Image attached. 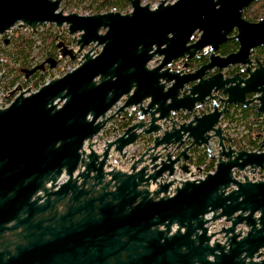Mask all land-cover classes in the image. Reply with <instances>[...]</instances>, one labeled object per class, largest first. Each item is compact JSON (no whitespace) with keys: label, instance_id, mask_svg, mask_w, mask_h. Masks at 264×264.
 <instances>
[{"label":"water","instance_id":"water-1","mask_svg":"<svg viewBox=\"0 0 264 264\" xmlns=\"http://www.w3.org/2000/svg\"><path fill=\"white\" fill-rule=\"evenodd\" d=\"M126 1V14L81 16L63 14L64 0H0V38L53 26L74 37L76 51L56 49L77 63L35 92L16 86L0 109V264H264V181L244 175L264 171V67L251 62L264 20L242 16L260 0ZM233 33L237 51L219 55ZM179 60L201 65L166 68ZM250 105L260 146L233 149L221 119ZM192 150L213 173L179 180ZM220 219L224 243H211Z\"/></svg>","mask_w":264,"mask_h":264},{"label":"trees","instance_id":"trees-1","mask_svg":"<svg viewBox=\"0 0 264 264\" xmlns=\"http://www.w3.org/2000/svg\"><path fill=\"white\" fill-rule=\"evenodd\" d=\"M85 2H88V4L86 7H84V10L90 11L92 15L110 12L112 10L122 13L126 8L129 7V4L126 0H64L63 6L76 7L82 5ZM242 16L244 20L251 23L259 22L260 20H263L264 0H260L258 2L252 3L243 12ZM38 36L41 37L42 40V44L38 48L39 53L43 52L49 55L52 54L55 45L56 34L51 30L50 27H48L42 33L38 34ZM5 41L7 40L2 39V43H4ZM9 44H12L14 48L13 51L8 54L10 56V59L14 61V63H19L23 70H28L30 68L28 66V62H29L28 59L33 51V48H35V44H36V42L32 38V35L30 33H28L27 35H22L19 32H17V36H15V38H11L9 40ZM236 49H238L237 43L230 40L221 47L218 54L221 56H227L229 54H232L230 52L235 51ZM10 59L7 60V62L5 63V65H3V67H5L9 73H12L14 71V68L9 65ZM45 77H46V72L40 73L36 77L32 78L34 88H38L39 86L44 84ZM14 82L15 80H11L9 82L8 87L14 88L15 87ZM28 83L29 81H25L21 84L23 85V88H26L28 86ZM234 115H238V113L234 112V114L232 113L228 115L227 120H229V122H233L235 118ZM239 122L241 123L240 120H238V124ZM248 132L249 133H247V135H244V137H242L243 135L241 136L239 142L236 143L237 145L236 147L239 150L255 151L259 148L258 141L254 138L253 132L250 129ZM193 164L196 167L203 168V171L205 172H209L213 170V164L208 163L205 154L198 156L197 159L193 162Z\"/></svg>","mask_w":264,"mask_h":264},{"label":"flooded vegetation","instance_id":"flooded-vegetation-1","mask_svg":"<svg viewBox=\"0 0 264 264\" xmlns=\"http://www.w3.org/2000/svg\"><path fill=\"white\" fill-rule=\"evenodd\" d=\"M260 21H262V20H260ZM252 23H256V22H252ZM234 35H235L234 33L231 34L228 41H230V40L234 41L233 40ZM59 41L62 42L65 46H67L69 49H72V50L76 51V46L74 44V37L69 36L66 31H63L61 34L56 32L55 45H54L52 54H50V55L49 54H45L44 55L45 56L44 60L41 63L30 67L28 70L20 69V74H23L25 76L24 79L26 81L36 77L40 73H44V72H46L48 70H55L63 63H69V64H72V65L75 63V66H76V64H77L76 62H74V63L71 62L69 60V58L63 59L58 54V50L56 49V44ZM3 44H4V46H8L9 45L8 41H5ZM86 49L88 51L93 49V53H95V54H97L99 52V49L98 48H94V45H91V46H89ZM236 51H237V49L235 51L230 52V53H233V52H236ZM82 55L83 54L77 56V61L82 58ZM255 59L259 60L261 62V64H262V66L264 67V47H260V48H257V49L252 51L251 62H254ZM184 65H185V62H184ZM198 65H201L200 61H196V60L189 61L188 62V67L185 68V71L188 70V72H190L193 69H195ZM240 72H241V70L239 68H232V69H229L227 71V74L229 75L230 73L235 74V73H240ZM241 77L245 78V75L241 74ZM2 81H3V78L0 79V85H1ZM18 85H20V84H18ZM252 98H254V97H252V96L249 97V99H252ZM255 109H256V107H252V105H250L247 108H238V109L230 108L229 109V113L224 115L223 118L221 119V121L229 122V120H227L228 115H230L232 113L234 114V112H237L238 115H234L235 116L234 121L230 122L231 126L234 127V128H237V125H242V128L245 131L244 135H247V133H249L248 131L250 129L253 132L254 138L258 141V145L260 146V137H261V134H262L263 123H262V117L255 112ZM238 120H240L241 123L238 124L237 123ZM234 131H235L234 136L227 135V137L232 139V145H231L232 148L236 149V150H239L236 147L237 146L236 143L241 139V136L237 132V130H234ZM244 135L242 137H244ZM146 142H147L146 139H141L134 146V147H137V148L143 147L142 151L139 154H141L142 152H144L146 150V148H147L146 147L147 146ZM203 153L204 152L202 150H192L189 153L190 158H191V162L189 163V165L192 164L197 159V157L202 155ZM257 173L264 174V171L258 170L255 174H257Z\"/></svg>","mask_w":264,"mask_h":264},{"label":"rangeland","instance_id":"rangeland-1","mask_svg":"<svg viewBox=\"0 0 264 264\" xmlns=\"http://www.w3.org/2000/svg\"><path fill=\"white\" fill-rule=\"evenodd\" d=\"M160 1L161 0H143L142 5H149L150 8H154V7H156L159 4ZM167 1L169 3H173L176 0H167ZM63 4H64V2H63ZM63 4L61 5V8L63 9V11L66 14H70L72 12H76L77 14H79L81 16H85L86 14L92 15L90 11L84 10V7L87 6L88 2H85L82 5L76 6V7H73V6L64 7ZM126 12L127 13L130 12V7L129 8H126L122 12V14H125ZM48 27H50L51 30L56 34L57 31H56V29L53 26L44 25V26H42L39 29V31L37 32L36 35H32L31 32H30V30L27 29V28L26 29H13L11 32H9L8 34H6L3 38H0V67H1V70H0V79L3 78V81H2V83L0 85V102L4 103L3 101L5 100L6 94L13 89V88L8 87L9 86V82L11 80H15V82H14L15 83V87L17 86V84H20L23 87V85L21 83H23V82L26 81L24 79L25 78L24 75L23 74H20V69H22L21 66H20V64L19 63H14V61H12L10 59V56L8 55L9 53H11L13 51V49H14L13 48V45L12 44H9L8 46H4V44L2 43V39H6L8 41V43H9V40L11 38H15V36H17V32H19L22 35H27L28 33H30L32 35V38L36 42L35 48H33V51H32V53H31V55H30V57L28 59V61H29L28 62V66L29 67H32V66H34L36 64L41 63L44 60L45 53H43V52H40L39 53V50H38V48L42 44L41 37H39L38 34L42 33ZM87 51L88 50L86 49L84 52H87ZM8 59H10L9 60V65L14 68V71L12 73H9L7 71V69L5 67H3V65H5V63L7 62ZM73 67H75V63L73 65L72 64H69V63H63V64H61L55 70H48V71H46V77H45L44 83L47 82V81H50L54 77H61V76H63L66 72H68ZM27 81H29L28 86L26 88H23V90L29 89L31 91H35L36 89H38L40 87L39 86L38 88H34L32 79H29ZM237 123H238V121H237ZM236 130L238 131V133L240 134V136L244 135V133H245L244 129L242 128V125H237V129ZM142 149H143V147H141V148L131 147L129 149V153L131 155H133V154L135 155V154L140 153L142 151ZM114 158H116V157H112V161L113 162H114ZM120 161L121 160H119L117 163H120ZM121 165L123 167H125L126 166V163L121 162ZM198 173H204V171H201V172L198 171ZM181 175H182L181 173L177 174L176 175V178L179 179L181 177ZM245 175L250 179V176L249 175H247V174H245ZM263 256H264V253H263Z\"/></svg>","mask_w":264,"mask_h":264},{"label":"built area","instance_id":"built-area-1","mask_svg":"<svg viewBox=\"0 0 264 264\" xmlns=\"http://www.w3.org/2000/svg\"><path fill=\"white\" fill-rule=\"evenodd\" d=\"M63 4V3H62ZM155 8V7H154ZM154 8H151V9H154ZM60 9H62L61 7H60ZM63 10V9H62ZM111 12H115V10H112ZM72 13H76V12H72ZM63 14H65V15H67L64 11H63ZM86 15H88V14H86ZM159 59L157 58V59H155L153 62H151L150 64H149V67L150 68H154V67H156V66H158L159 65V61H158ZM74 68V67H73ZM73 68H71V69H73ZM166 68H168V69H170L171 71H174V72H181V71H185V68H184V62L182 61V60H179V61H177V62H175V63H172V64H169V65H167L166 66ZM70 69V70H71ZM186 72H188V70H186ZM49 81H47V82H45L43 85H45L46 83H48ZM42 85V86H43ZM37 90V89H36ZM35 90V91H36ZM35 91H32V92H35ZM10 92V91H9ZM8 92V93H9ZM8 93L6 94V96L8 95ZM6 98V97H5ZM4 103H2V102H0V109H4V108H6V107H8L9 106V104L12 102V99H9V101L8 100H4L3 101ZM119 106H121V103H119L116 107H114L113 109H112V111L109 113V114H112L113 112H115V110L119 107ZM220 126H221V128H222V130H223V132H224V134L227 136V135H229V136H234V134H235V131L234 130H236L237 128H234V127H232L231 126V124H230V122H223V121H221V123H220ZM238 132V131H237ZM236 136V135H235ZM102 145H103V142L102 141H100L99 142V145H98V147L97 148H95V151L97 152V153H100L101 152V148H102ZM134 155V154H133ZM140 154L138 153V154H135L134 156H136V157H138ZM117 156V155H116ZM127 156L128 157H130V156H132L130 153H129V149H127ZM111 163H112V165L115 167V168H117V169H119V170H121V171H124V172H126V171H128L129 170V167H130V162H126V161H120V163H113V161H112V158H111V161H110ZM121 162H124V163H126V166L125 167H123L122 165H121ZM189 174H186V175H184V174H182L181 175V177L179 178V180H184V179H188V180H198V179H203L204 177H205V174L206 173H213V170L212 171H209V172H205L204 171V173H198V170H197V167L192 163V164H190L189 165ZM245 174H247V175H249L250 176V180L251 181H253V182H257V181H264V174H261V173H257V174H250V173H244V175ZM234 176L237 178V179H239V180H242V174H235L234 173ZM211 218V215H208L207 217H206V219L207 220H209ZM207 229H208V235H214V237H213V239H212V241H211V243H213L214 241H217V242H219V243H224V236L223 235H221L220 234V232H221V230L223 229V228H227V227H229V224H227V223H225V220L224 219H220V220H218V221H216V222H214V223H209L207 226ZM236 232H240L243 236L246 234V232H247V228L245 227V225H238L237 226V228H236ZM263 253H264V251H263Z\"/></svg>","mask_w":264,"mask_h":264}]
</instances>
